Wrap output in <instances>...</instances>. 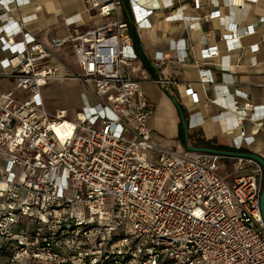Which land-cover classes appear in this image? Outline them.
Listing matches in <instances>:
<instances>
[{
	"label": "built area",
	"instance_id": "1",
	"mask_svg": "<svg viewBox=\"0 0 264 264\" xmlns=\"http://www.w3.org/2000/svg\"><path fill=\"white\" fill-rule=\"evenodd\" d=\"M83 2L106 22L51 40L55 48L73 45L78 73L66 76L49 64L50 48L33 35L35 16H11L17 8L0 0L6 46L0 80L13 83L0 92V264H264L263 168L250 158L166 148L147 125L150 109L131 71L136 55L129 28L148 25L159 1L129 0L128 20L118 18L122 0ZM234 28L228 24L221 35L228 53L254 31ZM198 55L229 68L217 45ZM197 72L201 84L211 82L208 70ZM65 79L87 82L95 98L76 120L43 103L42 87ZM185 94L197 102L192 88ZM257 117L264 119V107ZM65 122L71 127L61 137L56 127ZM239 138L232 139L235 151L251 140ZM224 159L248 172L227 181L219 172Z\"/></svg>",
	"mask_w": 264,
	"mask_h": 264
},
{
	"label": "crops",
	"instance_id": "2",
	"mask_svg": "<svg viewBox=\"0 0 264 264\" xmlns=\"http://www.w3.org/2000/svg\"><path fill=\"white\" fill-rule=\"evenodd\" d=\"M5 1L12 2L17 8V12L10 13L11 16H35L33 35L50 48L49 64L61 75L78 73L73 45L66 43L55 48L51 46V40L65 37L74 30L84 33L106 22L97 15L96 9L86 6L83 0ZM122 1L118 18L128 20L129 0ZM158 1L159 8L146 20L148 25L136 29L130 24L129 28L131 49L136 55L131 64L132 76L140 83L147 100L150 109L147 125L153 139L177 152H190L178 139V106H181L189 124L188 140L192 141L193 133L200 136L199 141L190 145L187 141L189 146L224 150L215 148L222 146L228 149L225 151H235L232 139L236 138L238 142L241 139L239 136H244L251 140L243 141L236 152L254 153L264 160V119L257 117L264 107V0H197L198 6H195V0ZM214 11L219 12L217 17L205 18ZM74 15L79 17V21L67 25L65 19ZM228 24L235 27L236 33L249 25L254 28L253 33L239 38L242 47L229 53L225 52L221 40ZM212 45L218 46L220 56L228 54L227 70L220 69L218 58L200 60L199 49ZM184 52L186 58L181 60ZM5 54V43L0 42V57ZM68 58H71L76 70L71 67ZM200 68L208 70L211 78L205 86L199 82L197 71ZM12 88L11 80H0V92ZM187 88L196 92L197 102H191L185 94ZM15 93L17 97H22V93ZM170 97L177 100V106ZM89 99L92 96L82 98V108L89 103ZM232 103L237 109L232 110ZM246 104L258 108L246 110ZM78 116L79 113H76L72 120ZM215 139H222L223 142L215 143ZM205 142H209L210 146H206ZM226 163L231 164L232 173H229ZM237 167L236 161L224 159L220 162L219 172L226 174V180L232 182L233 176L242 175L249 169L245 166V170L237 171Z\"/></svg>",
	"mask_w": 264,
	"mask_h": 264
},
{
	"label": "rangeland",
	"instance_id": "3",
	"mask_svg": "<svg viewBox=\"0 0 264 264\" xmlns=\"http://www.w3.org/2000/svg\"><path fill=\"white\" fill-rule=\"evenodd\" d=\"M68 61L71 67L76 70V67L74 64H72L71 58H68ZM88 90L89 84L87 82L80 83L75 80L65 79L63 81L56 80L49 83L48 85H44L41 92L44 106L49 112H54V110L59 108L63 109L65 111L66 119L72 120L76 113H80L82 109L81 100L84 96H88L90 98L92 96V99L95 100L93 94ZM20 93H22V96H26V93ZM199 140L200 136L197 133H193L192 141L188 140V144L190 145L191 143L197 142ZM214 142H223V140L215 139ZM226 168L230 169L229 173H232L231 164L226 163ZM3 201L4 198L1 197L0 202ZM0 238H4L2 234H0Z\"/></svg>",
	"mask_w": 264,
	"mask_h": 264
},
{
	"label": "water",
	"instance_id": "4",
	"mask_svg": "<svg viewBox=\"0 0 264 264\" xmlns=\"http://www.w3.org/2000/svg\"><path fill=\"white\" fill-rule=\"evenodd\" d=\"M170 100L174 105L177 106L178 103L174 97H170ZM179 118H180V123H181L182 129H183L184 143H185V148L187 151H190V152H207V153L220 154V155H225V156L250 158V159L256 161L264 170V160L260 156H258L257 154H254V153H243V152H236V151L215 150V149H210V148L189 146L187 144L189 124H187V120L185 119L181 110H179ZM259 205H260L261 218H262V221L264 223V182L262 184V188H261V192H260Z\"/></svg>",
	"mask_w": 264,
	"mask_h": 264
},
{
	"label": "trees",
	"instance_id": "5",
	"mask_svg": "<svg viewBox=\"0 0 264 264\" xmlns=\"http://www.w3.org/2000/svg\"><path fill=\"white\" fill-rule=\"evenodd\" d=\"M178 109L181 110V112L184 114L181 106H178ZM178 137H179L178 139L180 140L181 143L184 142L183 129H182V126H181V123L180 122H179V134H178ZM188 137H189V135H188ZM205 145L206 146H210L209 142H205ZM215 148H222L224 150H228L227 148H224L222 146H218V147H215Z\"/></svg>",
	"mask_w": 264,
	"mask_h": 264
},
{
	"label": "bare ground",
	"instance_id": "6",
	"mask_svg": "<svg viewBox=\"0 0 264 264\" xmlns=\"http://www.w3.org/2000/svg\"><path fill=\"white\" fill-rule=\"evenodd\" d=\"M86 97L89 98L88 96H86ZM89 103H90V101H89ZM70 127H71V125L68 124L67 122H65V123H63V127L57 126L56 129H57L59 135H61V137H64L67 134L66 131L70 130Z\"/></svg>",
	"mask_w": 264,
	"mask_h": 264
}]
</instances>
